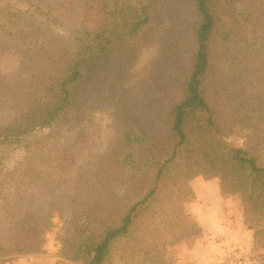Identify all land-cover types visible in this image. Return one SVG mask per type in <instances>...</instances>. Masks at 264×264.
<instances>
[{"label": "trees", "instance_id": "16d2710c", "mask_svg": "<svg viewBox=\"0 0 264 264\" xmlns=\"http://www.w3.org/2000/svg\"><path fill=\"white\" fill-rule=\"evenodd\" d=\"M82 1L96 17L50 41L73 0H0V36L35 53L0 75V257L41 252L57 212L73 263L175 264L204 234L187 209L197 176L238 196L264 249V0ZM145 43L152 65L131 84ZM102 106L119 126L75 169L72 144L36 133ZM16 143L26 157L6 171Z\"/></svg>", "mask_w": 264, "mask_h": 264}, {"label": "rangeland", "instance_id": "374dc122", "mask_svg": "<svg viewBox=\"0 0 264 264\" xmlns=\"http://www.w3.org/2000/svg\"><path fill=\"white\" fill-rule=\"evenodd\" d=\"M88 3L91 4V1ZM62 16L64 18L65 27L53 25L52 28H46V30L49 31L46 36L50 41L55 37L53 35L54 33L60 39L71 36V28L73 29L79 26V24L87 18H95L96 14L94 12L87 13L86 9H84L82 0H73L71 5L64 8ZM34 54V52H30L27 48L23 47L22 44L11 42L8 37L1 35L0 75L8 76L10 79L14 78L16 76L15 74L19 72L20 62L30 58ZM154 56L155 49L153 45L146 43L142 44L138 55V61L130 72L129 82L131 84L147 73L152 65ZM88 108L91 107L86 108L85 115H83L82 119L79 121L72 123H66V121H63L52 127L41 128L36 131L37 134H44L51 129H55L56 134L53 139L55 142L60 146L67 143L73 145V150L67 157L68 162L72 163L71 167L73 169L77 168L78 164L85 161L88 154L92 155V153H98L105 149L109 141L114 137L113 134L116 128L119 126L115 120L116 114H114V110L111 107L102 106L91 109ZM229 140L237 145L245 144V138L240 136H230ZM60 149L61 148L58 150ZM4 155L5 157L2 159V167L7 171L14 167L18 162L25 159V146L23 143H16L9 147ZM224 198H227L226 211L233 220L231 227L233 231L231 232V235L227 237V239L232 240V244L223 255L219 256L218 261H216L215 264H221L222 260L225 258L238 255L243 257L244 264H263L262 253L264 252V249H252V231L248 230L243 225L242 210L238 196L228 195L224 196ZM52 220L53 226L44 234L43 249L41 252L25 255H11L7 257L22 256L17 262L18 264H82L81 262L73 263L58 254L62 220L57 212L53 213ZM221 239H224V237ZM186 249L188 248H186L184 244H178L175 246V264H197L193 261H189L186 257H183L184 250ZM114 260L116 264H122V261L117 256Z\"/></svg>", "mask_w": 264, "mask_h": 264}, {"label": "crops", "instance_id": "0c3cea01", "mask_svg": "<svg viewBox=\"0 0 264 264\" xmlns=\"http://www.w3.org/2000/svg\"><path fill=\"white\" fill-rule=\"evenodd\" d=\"M190 184L195 198L187 203V209L203 227L204 235L193 248L184 250L183 257L197 264H215L232 244L227 239L233 231V220L226 211L227 198L220 195L216 178L195 177ZM20 257H0V264H18Z\"/></svg>", "mask_w": 264, "mask_h": 264}, {"label": "built area", "instance_id": "2783aa9c", "mask_svg": "<svg viewBox=\"0 0 264 264\" xmlns=\"http://www.w3.org/2000/svg\"><path fill=\"white\" fill-rule=\"evenodd\" d=\"M221 264H244V260L243 257L240 255L232 256L222 260Z\"/></svg>", "mask_w": 264, "mask_h": 264}]
</instances>
